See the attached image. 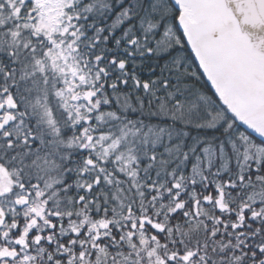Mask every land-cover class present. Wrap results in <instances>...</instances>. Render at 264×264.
<instances>
[{"label":"snow or ice","instance_id":"6c2138e0","mask_svg":"<svg viewBox=\"0 0 264 264\" xmlns=\"http://www.w3.org/2000/svg\"><path fill=\"white\" fill-rule=\"evenodd\" d=\"M0 264H264V0H0Z\"/></svg>","mask_w":264,"mask_h":264}]
</instances>
